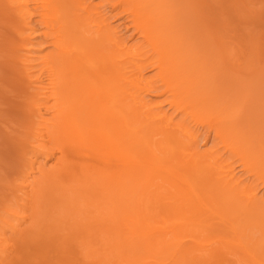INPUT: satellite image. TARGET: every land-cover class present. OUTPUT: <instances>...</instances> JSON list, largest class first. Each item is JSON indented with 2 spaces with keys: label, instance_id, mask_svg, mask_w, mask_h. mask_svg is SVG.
Masks as SVG:
<instances>
[{
  "label": "bare ground",
  "instance_id": "obj_1",
  "mask_svg": "<svg viewBox=\"0 0 264 264\" xmlns=\"http://www.w3.org/2000/svg\"><path fill=\"white\" fill-rule=\"evenodd\" d=\"M30 1L52 51L36 66L22 56L37 85L26 148L35 162H54H30L17 177L15 208L25 216L6 221L14 238L10 248L0 244V264L196 262L188 257L200 246L176 241L189 230L222 233L232 240L226 249L264 264V249L246 242L248 228L264 221L261 176L236 147V112L196 93L194 65L167 33L172 12L159 11L164 0L102 1L131 22V45L88 0H4L18 24L10 34L16 52L31 42L14 37L31 30ZM212 135L216 145L202 151ZM237 161L252 182L237 177Z\"/></svg>",
  "mask_w": 264,
  "mask_h": 264
},
{
  "label": "rangeland",
  "instance_id": "obj_2",
  "mask_svg": "<svg viewBox=\"0 0 264 264\" xmlns=\"http://www.w3.org/2000/svg\"><path fill=\"white\" fill-rule=\"evenodd\" d=\"M102 1L88 0L87 3L99 6L100 16L107 20L106 24L117 28L118 36L129 45L135 44L138 36L132 30L125 29L131 25L126 15L120 17L108 6L104 7ZM164 2L159 7L160 10L157 9L164 14L172 12L167 33L176 45L182 46V51L186 53L183 61L194 65L191 72L195 76L196 93L221 112H236L235 121L232 122L239 142L236 147H240L248 155L251 164L259 172L261 177L256 183L257 196L264 200V0ZM34 8L35 1H30L31 13L34 14L30 32L24 36H14L16 39L30 36L31 42L24 48L26 53L16 52L17 46L13 44L10 34L13 35L18 24L7 10L4 0H0V235L5 232V236H0V244L6 239L7 248L11 247L14 236L6 221H11V217L16 218L18 215L25 216L24 212L17 214L15 208L16 204H22L17 193L22 180H17V177L27 170L30 162L34 165L38 163L35 162V155L26 148V127H29L28 122L33 121L28 99L29 95L36 92L37 87L35 78L28 80L26 74L35 70L26 73L27 64L22 61V56L29 57V65L36 66L38 58L52 51L51 39L46 36L48 31L39 22V18L35 17L38 13ZM151 75L153 74L150 72L145 74ZM43 116L50 118L49 114ZM214 145L216 142L212 135L210 141L200 144V149L211 150ZM53 162L54 159L47 163L45 159H40L36 166L47 164L45 167L48 169ZM237 163L238 161L234 166L237 177L244 182H252L254 177L246 174L241 163ZM33 176L38 177L39 173L34 170ZM20 223L24 222H12L14 225ZM25 226L23 224L22 228ZM182 232L186 234L180 235L176 241L185 245L197 243L199 251L188 258L191 260L196 256L198 260L166 264H254L247 254L226 249V243L232 240L222 233L199 230ZM248 241L250 246L256 247L255 252L264 249V221L248 228L246 242ZM210 247L221 248L222 252L213 256L204 253ZM203 257L207 261H200ZM156 261L154 257H149L140 261V264L160 263Z\"/></svg>",
  "mask_w": 264,
  "mask_h": 264
}]
</instances>
